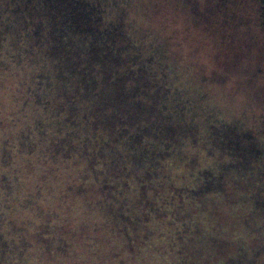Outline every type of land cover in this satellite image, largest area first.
I'll list each match as a JSON object with an SVG mask.
<instances>
[{"label": "trees", "instance_id": "1", "mask_svg": "<svg viewBox=\"0 0 264 264\" xmlns=\"http://www.w3.org/2000/svg\"><path fill=\"white\" fill-rule=\"evenodd\" d=\"M154 1L0 0V39L12 34L13 47L24 40L29 55L36 49L52 62L39 77L45 110L65 113L71 129L56 153L81 150L73 140L83 132L88 170L98 160L107 169L98 189L67 190L115 202L106 211L130 253L155 235L144 227L149 213L163 220L161 209L174 207L167 226L182 253L207 252L204 264H264V119L216 123L202 88L181 84L146 43ZM252 5L264 38V0ZM234 232L245 238L232 240Z\"/></svg>", "mask_w": 264, "mask_h": 264}, {"label": "clouds", "instance_id": "2", "mask_svg": "<svg viewBox=\"0 0 264 264\" xmlns=\"http://www.w3.org/2000/svg\"><path fill=\"white\" fill-rule=\"evenodd\" d=\"M155 2L161 9L143 21L146 43L155 45L181 83L199 88L205 66L185 51L193 48L191 25L173 10L174 0ZM13 40L9 33L0 39V264H204L209 254L182 253L175 230L168 228L167 222L175 220L174 207L161 209L169 213L163 220L149 213L144 227L155 235L143 240L132 254L114 227V217L106 211L107 204L118 207L115 202H105L103 195L86 199L68 192L73 184L98 189L103 182L99 174H107L105 161H97L95 173L88 170L83 132L79 140H73L81 150L67 158V148L56 153L53 146L71 129L63 123L65 113L45 110L47 81L39 77L53 71L52 62L36 49L29 55L24 40L13 47ZM201 43L208 47V42ZM85 173L87 180H81ZM176 230L182 227L176 224ZM210 230L205 224V231ZM231 238L245 237L234 232Z\"/></svg>", "mask_w": 264, "mask_h": 264}, {"label": "rangeland", "instance_id": "3", "mask_svg": "<svg viewBox=\"0 0 264 264\" xmlns=\"http://www.w3.org/2000/svg\"><path fill=\"white\" fill-rule=\"evenodd\" d=\"M252 2L174 0L172 5L192 27L193 48L185 51L205 66L200 87L219 114L216 123L264 119V38L255 25ZM150 8L157 12L161 5L154 1ZM171 71L180 81L175 69Z\"/></svg>", "mask_w": 264, "mask_h": 264}]
</instances>
